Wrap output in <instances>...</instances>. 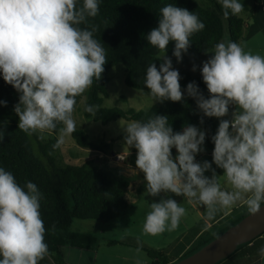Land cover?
<instances>
[{
    "label": "clouds",
    "instance_id": "obj_1",
    "mask_svg": "<svg viewBox=\"0 0 264 264\" xmlns=\"http://www.w3.org/2000/svg\"><path fill=\"white\" fill-rule=\"evenodd\" d=\"M100 2L83 0L78 6V0H0V75L20 94L14 107L18 128L31 136L63 124L54 148L76 130V97L104 72L106 49L94 38L98 27H80L99 14ZM218 2L225 18L244 10L240 0ZM159 17L158 27L147 40L163 53L157 57L162 63L159 68L155 63L147 66L144 85L154 101L180 102L185 95L180 73L165 53L173 42V56L181 62L191 46L190 38L205 24L196 13L171 3L160 9ZM200 71L209 97L195 82L187 84L186 94L204 117L219 119L211 137L212 162L223 170L222 177L212 163L196 160L204 151L206 132L194 125L174 132L166 115L127 123L125 145L137 150L136 170L144 174L148 195L183 196L189 204L203 206L209 220L238 203L257 214L264 203V56L246 52L236 42H220ZM232 105L231 119H222ZM95 110L85 107L93 115ZM207 171L212 172L211 178L205 175ZM221 179L230 187H222ZM41 198L36 184L27 181L22 187L10 171L0 167V264H39L48 255ZM185 215L186 208L176 200L161 198L150 204L143 231L151 235L172 232ZM259 255L264 258V247Z\"/></svg>",
    "mask_w": 264,
    "mask_h": 264
},
{
    "label": "trees",
    "instance_id": "obj_2",
    "mask_svg": "<svg viewBox=\"0 0 264 264\" xmlns=\"http://www.w3.org/2000/svg\"><path fill=\"white\" fill-rule=\"evenodd\" d=\"M210 1L212 8L202 7L197 0H101L99 14L95 18H88L85 24L80 25L81 28L90 25L98 27L94 38L101 42L107 54V62L101 78L98 81L94 80L87 92L85 107L94 106L95 114L85 111L84 107L83 116L105 125L120 119L146 121L154 115H166L174 132H181L187 125H194L205 131L206 139L203 147L207 153H212L214 144L211 137L218 129L215 117L203 116L197 108L196 101L187 96L186 87L188 83L195 82L205 98L209 97V93L202 76H194L187 68L177 69L181 77L179 81L181 89L185 91L184 98L180 102L170 100L163 103L156 102L145 111L135 109L123 111L119 107L105 108L103 106L110 81L108 72L119 63L127 69L125 77L127 86L147 90L144 85L147 66L155 63L159 68L162 63L160 59H157L160 52L149 44L147 35L152 29L158 27L160 9L167 4L171 3L196 13L205 24L202 31L193 34L190 38L189 53L204 55L214 51V46L222 42L225 32L230 42L240 44L243 32L248 27L246 20L239 15L231 14L225 18L218 0ZM82 2L83 0H78V6ZM241 3L244 4V11L250 12L252 33L258 30L264 32L263 0H254L251 9L248 3ZM173 50L174 43L170 42L166 55L175 57ZM185 54H182V57ZM19 95L11 85L4 82L0 75V101L7 102L6 106L0 105V130L4 132V139L0 141V167L10 171L22 187L27 181L33 182L42 194L40 212L46 228L45 242L49 252L39 264H68L63 253L65 247L93 249L99 243L92 234L69 232L68 229L75 220L99 222L117 220L134 206V200L127 189L131 187L132 190L138 189L142 192L146 190V187L140 183L131 185L122 179L119 180L120 187H118L104 168H94L88 161L79 165L58 166L56 154L59 148L53 147L58 142L57 138L41 139V135L37 132L29 136L18 128L19 117L14 112V107L19 103ZM78 100L79 96L76 97V105ZM202 118L203 123H201ZM62 127L63 124L58 123L56 129L49 132L56 135ZM72 136L78 147L111 155L112 148L109 144L96 145L89 140L83 130H75ZM133 151L136 153L137 150L134 148ZM172 155L173 158L177 155L175 148L172 149ZM248 214L249 212L245 211L227 225L203 233L190 250L180 258L171 259L167 256L168 254L159 250L147 248L144 250L153 260V264H175L199 251ZM109 244L116 245V242L109 241ZM244 245H241L238 250Z\"/></svg>",
    "mask_w": 264,
    "mask_h": 264
},
{
    "label": "rangeland",
    "instance_id": "obj_3",
    "mask_svg": "<svg viewBox=\"0 0 264 264\" xmlns=\"http://www.w3.org/2000/svg\"><path fill=\"white\" fill-rule=\"evenodd\" d=\"M197 1L202 7L212 8V2L210 0ZM240 2L248 3L247 5L250 9L254 4V0H240ZM239 16L244 18L247 23L250 22V12L243 10V12L239 14ZM222 42H230V39L226 32L224 33ZM240 45L244 47V50L246 52H251L252 54H254L255 52L253 51H256L257 47L264 48V32L258 30L254 33L251 32L248 34L247 30L245 29ZM252 47H255V49H252ZM212 52L213 51L204 55H194L187 52L182 57L181 62H177V59L175 57L166 55V53L165 55L171 58L174 69L177 70L180 68H187L194 76H202L200 69L203 66V62L210 58ZM160 55H163V53H160ZM193 66L196 67L195 71H193ZM126 70V67L120 63L109 70L108 77L110 81L108 85L107 97L104 98L103 106L105 108L119 107V109L123 111H129L131 109L142 111L149 110L157 101H154L153 98L148 94L150 91L149 89L142 90L127 86L125 83ZM88 90L89 89H87L83 94L79 95V100L73 113L76 130L85 131L89 137V140L94 142L96 145L101 146L104 144H109L112 148V152H114L115 154H112L111 152V155H104L100 152L94 151V149H84L78 147L72 139L73 136L71 134L63 137L64 142L63 144H61L56 154V164L58 166H65L67 164L79 165L84 163V161H88L89 165L94 166V168H104L107 174L112 178V180L118 187H120L119 180L121 179L129 182V184L131 185L134 183H140V185L146 187L144 174L136 170V153H134L133 151L134 148H130L128 150L127 146L125 145L124 126H126V124L131 121L120 119L103 125L101 123H96L93 120L86 119L83 115ZM215 121L218 127L219 119L215 118ZM37 133L41 135V139L57 138L59 140L62 135L61 130L56 135L50 133L49 131H45L43 133L37 131ZM121 154L125 155V159L120 161L119 157L121 156ZM127 192L133 198L135 204L131 211L129 210L125 215H123L127 218L131 215L134 216V218H137V214L140 213L139 208H141L142 205H147L150 208V204L152 202H159V200L162 198L161 195L152 197L147 194L146 190L140 192L138 189L132 190L131 187L127 189ZM98 222L99 221L93 220H75L68 230L69 232H93L95 231V225ZM112 223L113 220H111L108 224L100 222V225H112ZM116 224H119L118 228L124 230V232H127L130 229L137 230L132 227V225H125L123 222ZM108 230L109 233L114 231L113 227L108 228ZM136 232H138V230ZM157 238L158 239L153 241H160L158 235Z\"/></svg>",
    "mask_w": 264,
    "mask_h": 264
},
{
    "label": "crops",
    "instance_id": "obj_4",
    "mask_svg": "<svg viewBox=\"0 0 264 264\" xmlns=\"http://www.w3.org/2000/svg\"><path fill=\"white\" fill-rule=\"evenodd\" d=\"M251 24L252 21L247 25L248 34L252 32ZM252 49H255V47H252ZM256 49V51H253L255 52L254 54L264 56V48L257 47ZM230 117L231 112L222 119H229ZM196 160L198 162L206 160L212 163V168L215 169L216 174L221 177L223 176V170L212 162V153H207L204 149L203 152L197 154ZM205 175L211 178L212 172L207 171ZM221 185L224 188L230 187L224 183L223 179H221ZM160 195L162 198H172L186 208V215L181 218L176 230L157 234L160 241H153L158 239L157 235L146 234L143 231L146 215L150 211V208L147 205H142L139 208L140 213L137 214V218H134L132 215L128 216V218L122 216L117 220L114 219L112 225H100V222L96 223L95 231L93 232L75 231L92 234V236H95L99 240V243L93 249L65 247L63 252L65 261L68 264H153V260L148 256L149 254L144 250L145 248L165 252L171 259H177L185 255L203 233H207L216 227H223L247 211L246 206L238 203L231 208L217 212L215 217L209 220L206 218V209L203 206L189 204L183 196H177L170 192L168 194L161 193ZM109 222L102 223L108 224ZM115 222H123L125 225L130 224L138 232L131 229L124 232V230L118 228L119 224ZM111 227H113L114 231L110 230L113 232L109 233L108 228ZM109 241H115L116 245H110ZM261 247H264V235L244 245L231 257L226 258L219 264H264V258L259 255Z\"/></svg>",
    "mask_w": 264,
    "mask_h": 264
},
{
    "label": "water",
    "instance_id": "obj_5",
    "mask_svg": "<svg viewBox=\"0 0 264 264\" xmlns=\"http://www.w3.org/2000/svg\"><path fill=\"white\" fill-rule=\"evenodd\" d=\"M264 7V0H263ZM112 154H115L112 152ZM121 161V159L119 158ZM264 234V204L257 214H248L235 226L228 228L209 244L175 264H217L231 257L241 245Z\"/></svg>",
    "mask_w": 264,
    "mask_h": 264
},
{
    "label": "built area",
    "instance_id": "obj_6",
    "mask_svg": "<svg viewBox=\"0 0 264 264\" xmlns=\"http://www.w3.org/2000/svg\"><path fill=\"white\" fill-rule=\"evenodd\" d=\"M234 110H235V106L234 105L229 106V111L233 112ZM229 119H231V118H229Z\"/></svg>",
    "mask_w": 264,
    "mask_h": 264
}]
</instances>
